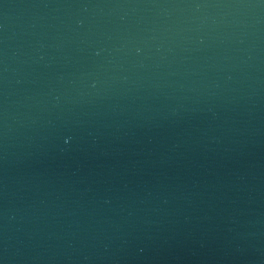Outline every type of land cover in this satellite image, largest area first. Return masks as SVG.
Wrapping results in <instances>:
<instances>
[{
  "label": "water",
  "instance_id": "1",
  "mask_svg": "<svg viewBox=\"0 0 264 264\" xmlns=\"http://www.w3.org/2000/svg\"><path fill=\"white\" fill-rule=\"evenodd\" d=\"M0 264H264V0H0Z\"/></svg>",
  "mask_w": 264,
  "mask_h": 264
},
{
  "label": "clouds",
  "instance_id": "2",
  "mask_svg": "<svg viewBox=\"0 0 264 264\" xmlns=\"http://www.w3.org/2000/svg\"><path fill=\"white\" fill-rule=\"evenodd\" d=\"M67 142V141H66Z\"/></svg>",
  "mask_w": 264,
  "mask_h": 264
}]
</instances>
